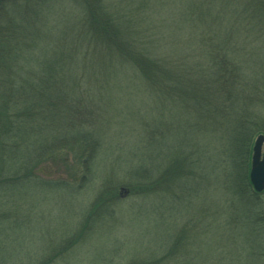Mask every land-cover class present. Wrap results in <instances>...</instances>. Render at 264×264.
<instances>
[{"label": "trees", "instance_id": "1", "mask_svg": "<svg viewBox=\"0 0 264 264\" xmlns=\"http://www.w3.org/2000/svg\"><path fill=\"white\" fill-rule=\"evenodd\" d=\"M258 32L264 0H0L1 176H19L5 172L9 163L27 177L48 175L40 167L50 165L70 177L43 183L77 192L79 176L90 182V168L102 162L109 174L70 232L79 240L92 220L114 215L113 187L126 191L129 206L165 199L161 214L180 222H166V239L126 264H193L194 230L211 214L194 210L198 190L219 181L232 210L234 197H249L245 217L255 216L241 221L232 212L225 225L248 261L264 264V190L248 179L251 138L264 133V65L248 63L252 47H264ZM133 97L151 99L146 121L112 123L135 109ZM141 128L142 154L133 142ZM66 237L65 250L55 246L41 264L76 239Z\"/></svg>", "mask_w": 264, "mask_h": 264}, {"label": "rangeland", "instance_id": "2", "mask_svg": "<svg viewBox=\"0 0 264 264\" xmlns=\"http://www.w3.org/2000/svg\"><path fill=\"white\" fill-rule=\"evenodd\" d=\"M261 34L264 36L263 32H258V39L263 38ZM252 52L253 55L248 59V63L253 66L249 67L250 70L264 65V47L256 45L252 47ZM106 92L110 95V92ZM150 101V98L139 97V100H136L133 97L129 102L136 104L135 109L127 111L123 108L112 123L121 122L127 127L126 121L137 117L144 123L149 115L147 106L151 105ZM122 102L123 106L127 107V100L121 98L120 103ZM123 131L125 127L119 130ZM139 136L140 138H135L133 142L134 144L136 142L135 146L140 149L142 140H145L144 128L140 129ZM255 136L256 134L251 138V147ZM114 137L115 135H112L111 139ZM119 141L120 144L123 143V139ZM116 148V146L113 150L111 148L110 152L114 150L116 152ZM143 149L144 147L139 150L141 154L144 152ZM11 151L12 148L5 149L6 154ZM39 161L36 165L45 163L44 160ZM97 163L100 169H96L93 164L89 176L93 174L95 176L90 177V182L85 176H79L84 186L81 188L80 182L77 183L75 185L79 189L77 192L62 188L56 190L46 186L43 182L49 178L53 179L52 182L62 184L66 183V176L69 175L65 172L62 175L57 174L56 169L50 165L40 167L45 169L48 175L39 172L34 176L30 174V177L24 175L20 164H17V167L11 166L12 163L7 165L8 169L5 168V172L17 173L19 176L14 179L10 178L11 176H1L0 173V264L25 262L41 264L52 254L51 250L55 246L57 248L54 251L60 248L65 250L68 241L63 238L67 236L66 239L74 240L77 237L71 236L70 232L78 229V219L82 217L93 198L96 182H102L103 177L109 174L108 171L101 170L104 168L102 162ZM219 173L220 171L215 168L216 177ZM9 181L11 183L8 185ZM217 183L210 187L200 185L198 190L194 210L202 211L209 207L211 214L206 220L201 221L199 218L198 227L194 230L191 249L192 254L196 252V259L193 264H259L258 258L252 261L254 263L248 261L246 247L238 246L237 232L225 225L232 212H236L239 218L245 217L244 211L248 210L250 205L249 197H234L232 203L236 208L232 210V207L225 206L229 190L227 188L223 190ZM88 184L94 187H86ZM113 188L115 194H118L113 208L114 215L92 220L95 222L90 225L83 240L76 238L66 251L56 259L53 258L51 264H126L125 261L133 254L143 256V248L147 244H159L166 239L169 229L168 225H165L166 222L168 224L172 221L180 222L178 221L180 219L172 218V215L170 217L168 214L165 216L161 214V211H165L164 205L167 203L165 199L156 201V197H151L129 206L126 191L120 190L119 187ZM241 204L242 208L239 207ZM259 205L263 206L264 200H261ZM181 208L185 215L191 214V210L182 206ZM251 212L252 214H247V218H242L241 221L255 216L254 212ZM236 251H240L238 256Z\"/></svg>", "mask_w": 264, "mask_h": 264}, {"label": "water", "instance_id": "3", "mask_svg": "<svg viewBox=\"0 0 264 264\" xmlns=\"http://www.w3.org/2000/svg\"><path fill=\"white\" fill-rule=\"evenodd\" d=\"M264 135L258 134L253 142L248 178L255 191L264 188Z\"/></svg>", "mask_w": 264, "mask_h": 264}]
</instances>
